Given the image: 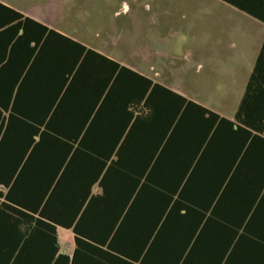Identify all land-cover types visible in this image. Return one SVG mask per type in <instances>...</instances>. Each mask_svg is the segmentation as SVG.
Wrapping results in <instances>:
<instances>
[{
	"label": "trees",
	"instance_id": "obj_1",
	"mask_svg": "<svg viewBox=\"0 0 264 264\" xmlns=\"http://www.w3.org/2000/svg\"><path fill=\"white\" fill-rule=\"evenodd\" d=\"M0 264H264V39L227 119L0 2Z\"/></svg>",
	"mask_w": 264,
	"mask_h": 264
},
{
	"label": "rangeland",
	"instance_id": "obj_2",
	"mask_svg": "<svg viewBox=\"0 0 264 264\" xmlns=\"http://www.w3.org/2000/svg\"><path fill=\"white\" fill-rule=\"evenodd\" d=\"M0 2L227 119L264 39V24L220 0ZM57 235L68 255L72 232Z\"/></svg>",
	"mask_w": 264,
	"mask_h": 264
},
{
	"label": "crops",
	"instance_id": "obj_3",
	"mask_svg": "<svg viewBox=\"0 0 264 264\" xmlns=\"http://www.w3.org/2000/svg\"><path fill=\"white\" fill-rule=\"evenodd\" d=\"M222 2V1H221ZM226 4V3H225ZM228 5V4H227ZM232 7V6H231ZM234 8V7H233ZM236 9V8H235ZM238 10V9H237ZM249 16V15H248ZM252 18V17H251ZM254 19V18H253ZM35 20V19H34ZM256 20V19H255ZM37 21V20H36ZM258 21V20H257ZM39 22V21H38ZM41 23V22H40ZM43 24V23H42ZM263 24V23H262ZM128 67V66H127ZM132 69V68H131ZM139 73V72H138ZM58 229L59 228H57V231H58ZM60 249H61V247H60ZM72 250H73V248H72ZM61 251H62V249H61ZM63 252V251H62ZM72 252V251H71ZM71 252L68 254V255H70L71 254ZM64 253V252H63Z\"/></svg>",
	"mask_w": 264,
	"mask_h": 264
}]
</instances>
